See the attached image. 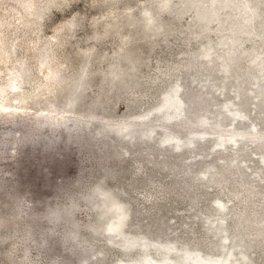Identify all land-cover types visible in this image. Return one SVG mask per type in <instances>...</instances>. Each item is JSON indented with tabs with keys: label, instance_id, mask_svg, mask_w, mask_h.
<instances>
[{
	"label": "rangeland",
	"instance_id": "1",
	"mask_svg": "<svg viewBox=\"0 0 264 264\" xmlns=\"http://www.w3.org/2000/svg\"><path fill=\"white\" fill-rule=\"evenodd\" d=\"M0 42V217L21 211L18 225L0 227V264H81L79 249L90 246L87 264H140L144 255L161 258L164 244L174 246L175 264H191L182 260L185 250L231 254L229 264H264V0H167V6L163 0H0ZM192 56L195 70L183 71ZM176 86L185 115L163 119L156 107ZM71 87L83 98L75 107L68 105ZM188 88L210 100L209 113H192ZM98 95L108 105L96 115L109 120L73 119L88 117ZM203 116L207 124L191 123ZM33 127L38 138L26 140ZM200 132L204 137L181 150L160 142L167 133L183 143ZM218 135L222 147L215 145ZM184 159H192L191 182L204 196L196 208L184 185L170 188L185 168L161 165ZM230 161L236 167L224 170ZM107 167L118 171L110 177ZM227 177L228 189L212 182ZM99 181L103 197L79 217L72 240L28 210L33 203L42 211ZM249 194L255 196L244 203ZM112 200L126 207L124 233L150 246L128 247L108 232ZM162 206L163 213H153ZM245 211L252 215L244 216L246 226L237 216ZM159 219L168 223L164 232H147ZM91 220L95 233L87 228Z\"/></svg>",
	"mask_w": 264,
	"mask_h": 264
},
{
	"label": "trees",
	"instance_id": "2",
	"mask_svg": "<svg viewBox=\"0 0 264 264\" xmlns=\"http://www.w3.org/2000/svg\"><path fill=\"white\" fill-rule=\"evenodd\" d=\"M106 34L104 33V36ZM195 56H192L191 59H190V63L189 62H186L184 64V67H183V71L185 72H188L190 71L192 68L193 70H195V67H193L194 65H192L196 60H195ZM192 62V63H191ZM204 69V66H199V70L198 72L201 73V70ZM179 71V73L177 74V78L179 79V81H183V78L185 79V75L183 77V72ZM205 71H206V68H205ZM206 78V77H205ZM105 81H107V78L104 79ZM83 82V80H82ZM199 81H195V83H197ZM206 81H202V87H203V84L205 83ZM78 87H80V85H78ZM78 87H75L74 88H70L69 89V101H68V105L69 106H74L75 105H79V103H81L82 99L83 98H78L77 97V94H76V89ZM181 90H183V88H181ZM219 92H221V90H219ZM187 93H188V97H189V100L191 101V104H192V113L193 112H206V113H209V106H210V100L205 97L201 92L197 91L196 88H188L187 90ZM106 105H108L107 103H105L104 101L101 100V97L98 95L96 96L93 100H91L88 104V108L89 110L93 111L91 112V114L88 116V117H83L82 115H77L76 117H74L73 119H77V120H87V123H92L94 120H101L103 122H106L107 120L109 119H99L98 116L96 115V112L99 111L100 109H104L105 107H107ZM220 116V115H219ZM222 116L220 117H217L216 119V123L215 125L219 126V121L221 119ZM193 122L191 123H198V124H202V125H205L207 124L209 121H207L206 117H198L197 119H194L192 120ZM207 121V122H206ZM36 130L37 128L36 127H33L32 130L30 131L31 133H29V135L27 136V139L26 140H30V139H33V140H36L38 137H37V134H36ZM76 139L75 142L77 143H82L83 140L85 139V137L81 136V137H75ZM73 139L72 138H66V141H65V144H69ZM77 140V141H76ZM46 144V143H45ZM126 154V153H125ZM212 154L208 152L207 156H211ZM164 155H160V157H163ZM205 155L203 154H200L198 155L197 158H195L194 160H199L201 157H204ZM192 159H184V160H179V161H171V162H161V165H163V170H168L170 167L171 168H177L178 170L181 169V168H185V171L183 172H178V176H182L180 181L177 182L173 187H170L171 189L173 190H176L178 187H182V185H184V187H186L187 189V192H186V195L188 197V199L191 201V204L193 205V208H196L199 204H201L202 202V198L204 197L203 195H201V193L195 189V187L193 186L192 184V178H190L193 173L192 169L189 167L188 165V162L191 161ZM231 165H226L227 168H224V170H228L229 168H235V161H230ZM150 164H154L153 161H150ZM160 165V164H159ZM206 166V165H205ZM208 166H211V165H208ZM207 168H210V167H207ZM116 171H118L115 167H107L105 169V175H108L110 177H112L111 175H113V173H115ZM173 174V173H171ZM170 174V175H171ZM222 173H218V176H221ZM255 175H257V173H255ZM254 175V176H255ZM184 177V178H183ZM196 177V176H195ZM186 178V180H185ZM198 178V177H196ZM232 177H227L226 179H223V180H216V181H212V182H215L219 185L222 186L223 189H228L229 186L233 185V180H231ZM152 181V179L150 178H147V180H144V183L146 184H149L150 182ZM143 182H141L140 184H142ZM101 184L102 182L99 181L98 183H96L95 185L97 186L96 187V192L99 194V196H102L103 197V194L104 193H100L99 192V188L101 187ZM240 184V183H239ZM238 184V185H239ZM244 185L248 183H243ZM243 185V186H244ZM122 183L120 181H116L115 183V186H114V191H117L118 193L122 192ZM170 189V190H171ZM234 190V189H232ZM111 192V191H110ZM236 197H238V195L236 194L235 195ZM253 196H255V194H249V196L246 197V199H243V202L244 203H248V200L251 199ZM34 209V204L32 203L31 205ZM163 209L164 207H159L157 210H153L156 215H160L161 213H163ZM95 210V209H94ZM244 210V209H243ZM244 212V211H242ZM246 213H241V214H238V218L239 220L241 221V223L245 226L247 225V220L244 218L245 215H249V217L252 218V215L248 212V211H245ZM142 213V210L139 211L137 210L136 212V218L138 217V220H139V215ZM31 215H36L35 211H32V214ZM19 216H21V211L19 210H16L14 213H12L11 215H9V217H7L6 215L3 216V217H0V227L1 226H9L11 228L15 227V225H18L19 224ZM264 216V213L263 215ZM152 217L154 218V215H152ZM94 220V219H93ZM93 220L89 221V223L87 224V228L88 230L91 232V233H95V229H94V226H95V223H93ZM136 220V222L138 221ZM154 219H152L151 221H153ZM260 222V221H259ZM255 225L257 224V221L254 222ZM239 224V223H238ZM261 224V223H260ZM263 224V222H262ZM185 225V223L183 224ZM24 229H25V234L26 236L29 238L32 234H33V230H32V227H30L29 225L28 226H23ZM168 227V223L167 221L165 222L164 220L162 219H159V221L156 223L155 222V225L150 227L149 225H146L145 228L147 229V232H153L155 236H159V233L160 232H164V230ZM236 229H238V225L235 227ZM77 233L79 235L80 233V230L78 228L77 230ZM76 236L73 237V239L75 238ZM215 239V238H214ZM193 240V239H192ZM43 242V240H42ZM195 242H199V241H195ZM252 242H255V240H252ZM209 245H212L211 243H208ZM75 250H78L77 248ZM91 250V246L90 247H86V248H83V249H79V252H81L83 254V258L85 259H82V263L81 264H87V258H86V255L85 253H88L89 251ZM99 254V253H97ZM98 256V255H96ZM94 256V257H96Z\"/></svg>",
	"mask_w": 264,
	"mask_h": 264
},
{
	"label": "bare ground",
	"instance_id": "3",
	"mask_svg": "<svg viewBox=\"0 0 264 264\" xmlns=\"http://www.w3.org/2000/svg\"><path fill=\"white\" fill-rule=\"evenodd\" d=\"M212 1L214 2L216 0H212ZM163 2H164V5L167 6V0H163ZM4 51L5 50H3V53ZM203 55L205 56L204 58L209 57L208 52H204ZM222 71L223 72L227 71L226 65L222 67ZM179 93H180V89L178 86H176L171 91L165 94L163 101L156 107L158 112L163 117V119H166V120L172 119V118L174 119V118H179L185 115L183 103L181 101ZM242 117H244L242 113L240 112L234 113V118L238 119ZM252 130H254V128H251V131ZM195 137L202 138L204 137V133L203 132H200L197 134L192 133L188 135V138L183 143L179 141L178 136L167 133L165 136L162 137L160 142L162 145L163 144L172 145L174 150H177V149L181 150V148H183L184 146H187V147L194 146L196 142ZM224 139L225 138L218 135L216 137L215 145L220 146V147L224 146L226 144V141H224ZM229 140H230V143L233 145L238 144L236 143L237 139L235 138V136H231ZM217 206L219 207V210L221 211L225 210L224 204H222L219 200H217ZM110 208L114 211V216L111 218L107 226V230L109 233H113L118 236L124 237L123 244L128 247L134 244H141L142 247L146 248L147 246H150V244H152L150 242L144 241L143 239L138 240L136 237H132V236L129 237L124 233L123 228L125 226L126 219H127V210L123 204L117 202L116 200H112L110 203ZM163 248L165 249V254L161 258L152 260L148 255H144L140 261V264H175L176 260L170 261V256H169V253L174 251V246L171 244H164ZM182 260L189 261L191 264H229L232 258H231V254H228L225 257H208V256H204L200 252L185 250L183 252ZM117 264H123V263L118 262ZM127 264H131V262Z\"/></svg>",
	"mask_w": 264,
	"mask_h": 264
},
{
	"label": "clouds",
	"instance_id": "4",
	"mask_svg": "<svg viewBox=\"0 0 264 264\" xmlns=\"http://www.w3.org/2000/svg\"><path fill=\"white\" fill-rule=\"evenodd\" d=\"M96 187L89 185L83 191H69L62 199L50 203L42 211L35 213L50 226L53 233L63 227L65 239L72 240L78 235L77 230L81 225L79 217L85 212H92L98 203ZM28 210L34 211L31 204L28 205Z\"/></svg>",
	"mask_w": 264,
	"mask_h": 264
}]
</instances>
